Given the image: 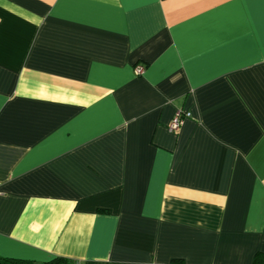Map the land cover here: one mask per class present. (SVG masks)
I'll list each match as a JSON object with an SVG mask.
<instances>
[{"label":"crops","instance_id":"crops-1","mask_svg":"<svg viewBox=\"0 0 264 264\" xmlns=\"http://www.w3.org/2000/svg\"><path fill=\"white\" fill-rule=\"evenodd\" d=\"M258 253L264 0H0V255Z\"/></svg>","mask_w":264,"mask_h":264},{"label":"trees","instance_id":"trees-1","mask_svg":"<svg viewBox=\"0 0 264 264\" xmlns=\"http://www.w3.org/2000/svg\"><path fill=\"white\" fill-rule=\"evenodd\" d=\"M70 260L63 257H54L46 261H35L22 258L5 257L0 255V264H69ZM252 264H264V254L258 253Z\"/></svg>","mask_w":264,"mask_h":264},{"label":"built area","instance_id":"built-area-1","mask_svg":"<svg viewBox=\"0 0 264 264\" xmlns=\"http://www.w3.org/2000/svg\"><path fill=\"white\" fill-rule=\"evenodd\" d=\"M144 71V65L138 63L134 67V72L136 74H141ZM191 112L188 110H183L182 108H178L173 116L171 117V120L168 124V129L170 131H176L180 127V125L183 123L184 119L191 117ZM69 264H80L78 261H70Z\"/></svg>","mask_w":264,"mask_h":264}]
</instances>
